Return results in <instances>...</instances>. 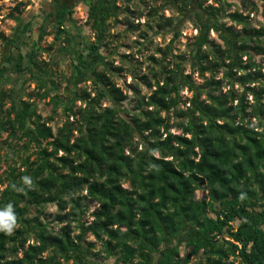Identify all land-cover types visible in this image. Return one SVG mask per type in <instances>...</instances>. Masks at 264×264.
Listing matches in <instances>:
<instances>
[{
	"label": "trees",
	"instance_id": "1",
	"mask_svg": "<svg viewBox=\"0 0 264 264\" xmlns=\"http://www.w3.org/2000/svg\"><path fill=\"white\" fill-rule=\"evenodd\" d=\"M161 1L180 22L195 24L192 64L201 82L179 63L161 65L149 95L132 89L134 105L124 109L126 94L111 78L122 69L98 54L105 22L117 17L116 0H97L86 21L95 39L74 77L75 86L92 87L67 92L65 122L55 133L30 95L0 89V133L25 155L0 158V213L11 205L16 216L10 235L0 231V264H264V27H251L238 12L227 15L234 26L220 22L233 0ZM9 19L16 27L0 33L10 52L0 66L23 72V57L11 51L30 25ZM25 57L45 99L48 84L55 88L47 64L40 67L32 52ZM51 101L55 109L57 97ZM200 190L206 194L197 199ZM87 200L95 204L91 212ZM48 205L56 208V231L44 218Z\"/></svg>",
	"mask_w": 264,
	"mask_h": 264
},
{
	"label": "rangeland",
	"instance_id": "2",
	"mask_svg": "<svg viewBox=\"0 0 264 264\" xmlns=\"http://www.w3.org/2000/svg\"><path fill=\"white\" fill-rule=\"evenodd\" d=\"M97 0H0V33L8 36L16 27V23L9 19L18 17L23 24L29 23L30 31L23 38V45L18 49H12L11 54L16 57L20 54L23 72H14L13 66H0V89L13 90L21 95V99L26 100L27 95L31 96L35 110L38 115L51 127L52 132L61 127L65 122L62 102L67 101V92L75 90H91L90 81H85L77 86L74 85L77 64L81 63L88 55V49L94 42V34L87 25L88 5ZM203 6L211 4V0H203ZM19 5V6H18ZM117 17L105 22L107 31L102 47L98 54L103 56L107 63L114 68L122 69L118 74L111 76L112 80L126 94L127 100L123 104L124 109L130 110L134 105V92L141 96L149 95L153 89L149 85L154 83L155 76H159L161 65L179 63L184 68L185 73H192L194 79L197 78L198 66L193 65L197 49L195 47V37L197 31L192 20L180 22V17L168 9H161V0H116ZM257 7V12H251L252 7ZM155 9L163 20L162 28H156V17L151 10ZM238 12L248 17L247 21L253 28L264 27V0H233L231 6L226 9L220 17V22L226 26H234V22L227 17L228 14ZM173 16L174 20L170 27H166L165 19ZM180 23V24H179ZM179 25V36L174 38L175 26ZM239 29L240 27L237 26ZM210 38L217 41V37L210 32ZM204 47H201V51ZM9 49L2 46L0 41V61L9 55ZM32 52L40 67L47 64V71L50 73L49 79L54 82L55 88L48 84L46 91L49 96L40 99L43 89L38 88L37 81L31 79L37 75L35 70H26V54ZM257 61L261 58L257 57ZM161 60H164L161 64ZM169 62V63H168ZM197 63V62H196ZM165 64V65H164ZM264 65V61L262 62ZM103 68L98 67V71ZM209 77V73L204 74ZM140 77H146L143 82ZM222 73L216 74V79H220ZM158 78V77H157ZM149 84V85H148ZM234 88L237 89V86ZM227 89V88H226ZM225 89V90H226ZM224 90V91H225ZM184 97L189 95L182 92ZM57 97L59 104L53 109L51 99ZM249 104L251 97L248 98ZM76 107L80 106L76 102ZM103 103L102 106H106ZM72 119L70 118V121ZM251 123H255L254 120ZM19 152V154H18ZM17 153V155H15ZM22 147L15 146L7 139L5 133H0V158L7 155L10 159L17 160L21 155ZM29 153H32L31 151ZM5 166L0 164V176L3 174ZM2 189V187H0ZM206 192L198 191L197 199L202 198ZM83 204L89 206L90 211L95 208L94 202L84 201ZM34 214V211L32 210ZM48 224L54 231L59 228L52 220L56 215V208L53 205L45 207L44 211ZM86 219L90 220L88 217ZM239 224L236 221L231 224L235 228ZM225 240L229 236L224 233ZM99 245L96 244V249ZM188 252L181 248V256ZM195 259L192 258L191 262ZM112 263V260H108Z\"/></svg>",
	"mask_w": 264,
	"mask_h": 264
},
{
	"label": "clouds",
	"instance_id": "3",
	"mask_svg": "<svg viewBox=\"0 0 264 264\" xmlns=\"http://www.w3.org/2000/svg\"><path fill=\"white\" fill-rule=\"evenodd\" d=\"M26 182L31 183L30 181ZM16 227V216L11 213V205H9V210L7 212L0 213V231L11 234L13 229Z\"/></svg>",
	"mask_w": 264,
	"mask_h": 264
}]
</instances>
